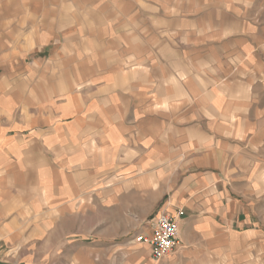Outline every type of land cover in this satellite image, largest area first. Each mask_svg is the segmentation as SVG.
<instances>
[{
    "label": "crops",
    "instance_id": "obj_1",
    "mask_svg": "<svg viewBox=\"0 0 264 264\" xmlns=\"http://www.w3.org/2000/svg\"><path fill=\"white\" fill-rule=\"evenodd\" d=\"M21 2L58 20L29 49L86 56L0 136V264H153L120 227L148 234L158 211L180 241L161 264L260 259L264 0Z\"/></svg>",
    "mask_w": 264,
    "mask_h": 264
},
{
    "label": "rangeland",
    "instance_id": "obj_2",
    "mask_svg": "<svg viewBox=\"0 0 264 264\" xmlns=\"http://www.w3.org/2000/svg\"><path fill=\"white\" fill-rule=\"evenodd\" d=\"M21 1L0 0V95L2 92L7 94L6 97L0 96V136L6 132L7 137L10 138L18 130L35 124L34 121L30 120H34L38 116L37 104L41 101L50 102L51 98H47L48 96L46 98L40 96L41 91L54 92L56 88L60 90L61 87L65 86L64 83L49 81L48 77L66 71L72 73L76 69L77 71L83 70L81 62L86 56L82 52L66 54L50 49L41 51L29 49L32 46L29 42L34 37L32 33L34 28L36 30L49 29L50 26L54 28L58 20L39 19L30 16L28 12H23L25 7ZM41 1L43 3L40 4V7L43 10L45 9V0ZM56 1L61 6L65 4L66 0ZM34 5V0H30V9L33 10ZM26 11L28 10L26 9ZM17 15L22 16L18 18ZM93 54L94 52L88 57L91 58ZM67 59L71 62L69 66H61ZM74 64H78V66ZM101 68L96 67L95 70ZM41 76L46 77L45 81L40 79ZM87 86L81 87L80 85L77 90L82 92ZM123 206L129 205L123 204ZM257 211L256 213H260V216L264 213L261 209ZM130 222L129 219L127 220L122 216L121 238L123 239L122 243L126 244L125 248L133 251V242H136L134 240L137 236H134L136 234L133 235V223ZM136 246L138 250L143 248ZM172 255L173 253L161 261H153V264H161ZM254 258L256 257L243 260V262L237 261H239L238 264H264V255L260 256V259Z\"/></svg>",
    "mask_w": 264,
    "mask_h": 264
},
{
    "label": "built area",
    "instance_id": "obj_3",
    "mask_svg": "<svg viewBox=\"0 0 264 264\" xmlns=\"http://www.w3.org/2000/svg\"><path fill=\"white\" fill-rule=\"evenodd\" d=\"M148 230V234H141L134 241L148 246L153 261H161L168 257L180 244L176 217L165 211L155 213L148 222Z\"/></svg>",
    "mask_w": 264,
    "mask_h": 264
}]
</instances>
